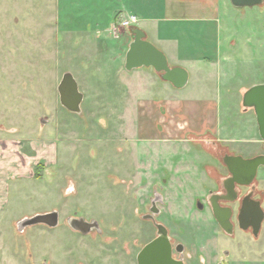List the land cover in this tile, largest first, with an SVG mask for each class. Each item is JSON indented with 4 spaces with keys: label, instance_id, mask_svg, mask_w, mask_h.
<instances>
[{
    "label": "rangeland",
    "instance_id": "374dc122",
    "mask_svg": "<svg viewBox=\"0 0 264 264\" xmlns=\"http://www.w3.org/2000/svg\"><path fill=\"white\" fill-rule=\"evenodd\" d=\"M163 5L0 0V264H138L157 235L143 218L156 194L162 199L156 220L174 247L186 246V264H264V223L259 241L238 228L229 238L208 210L195 207L220 191L229 175L225 155H264L255 113L242 105L247 90L264 84V3L237 8L219 0L215 23H180L194 31L183 44L204 46L217 59L183 91L219 96L221 130L152 141L143 110L150 97L135 89L158 91L161 74L139 79L125 69L134 29L122 21L131 14L141 21ZM206 29L207 38L200 37ZM67 72L84 94L81 114L60 103L58 85ZM254 183L264 210V168ZM52 211L59 212L57 228L19 230L23 219ZM73 217L97 221L101 232L72 230ZM261 241L263 254L254 248Z\"/></svg>",
    "mask_w": 264,
    "mask_h": 264
},
{
    "label": "water",
    "instance_id": "95a60500",
    "mask_svg": "<svg viewBox=\"0 0 264 264\" xmlns=\"http://www.w3.org/2000/svg\"><path fill=\"white\" fill-rule=\"evenodd\" d=\"M237 8L260 6L264 0H231ZM132 42L126 54L125 69L131 72L140 68H152L161 74V78L171 83L174 87L184 88L189 81L188 71L183 68H171L166 56L156 48L151 42L146 40L145 33L140 29L132 32ZM58 93L61 105L69 112L81 114L84 94L80 91L79 84L70 72L63 75L58 85ZM243 108L247 111L252 109L256 116L259 129V136L264 142V84L251 87L243 97ZM230 177L225 181L227 191L232 194L231 201L237 198L235 186H252L258 176L259 170L264 168V155L252 158H244L238 155H225L222 159ZM162 202L161 196L156 194L152 201L150 214L145 215V220H151L157 230L154 240L146 244L137 256L138 264H184L182 260L174 256V252L183 254L184 246L178 244L174 247L169 230L161 223H158L156 216L160 214L157 206ZM213 212L222 230L228 234H233V225L230 221L231 211L229 208H222L218 203L213 204ZM222 215L224 217H222ZM239 227L247 230L249 226L253 228V234L257 236L264 221V210L260 202L252 199V194L243 199L242 207L238 216ZM60 224L58 211L45 214H37L30 218H25L19 222V230L23 231L27 227L45 225L49 228H57ZM69 227L82 235H89L93 231L101 232L99 224L95 220L87 221L84 218L68 219Z\"/></svg>",
    "mask_w": 264,
    "mask_h": 264
},
{
    "label": "crops",
    "instance_id": "0c3cea01",
    "mask_svg": "<svg viewBox=\"0 0 264 264\" xmlns=\"http://www.w3.org/2000/svg\"><path fill=\"white\" fill-rule=\"evenodd\" d=\"M218 6L219 0H164L162 7H153L154 11H152L153 16L151 17L142 18L140 21L136 15L131 14L139 20L132 29L142 30L146 40L166 56L171 68H183L189 74L187 85L181 89L174 87L161 77L162 83L156 92L141 84L136 87L137 95L141 97L149 95L150 97L147 98L149 101L144 103L143 110L151 117L147 128L150 129L152 141H166L170 138L174 140L177 137H180L181 141L186 133L191 137H196L206 132L217 134L221 130L219 113L222 105L219 96L216 95L212 99L200 98L183 91L192 81L200 78L201 72L206 75L211 66L217 64V59L209 58L208 50L204 46L194 47L183 44L185 38L190 40L193 37L194 31L192 28L180 29V23L190 25L193 23H215L218 17ZM200 32V37L203 38V36H208L206 33L210 30H200ZM215 35L216 33L213 35V31H211L213 39ZM216 39L218 41V37ZM215 50L218 51V48L215 47ZM152 72L157 73L152 68L144 67L130 73L139 79H146ZM142 125L146 128L145 124ZM158 127L160 131H158ZM224 141L227 142V140Z\"/></svg>",
    "mask_w": 264,
    "mask_h": 264
},
{
    "label": "flooded vegetation",
    "instance_id": "af4514ba",
    "mask_svg": "<svg viewBox=\"0 0 264 264\" xmlns=\"http://www.w3.org/2000/svg\"><path fill=\"white\" fill-rule=\"evenodd\" d=\"M229 177H230V174L220 184L221 185L220 191H217V192L210 191L209 194L207 195V197H205V204H203L200 200H197L196 203H195V207L201 213H204L205 211L208 210L210 212V214H211V220L220 228L221 233L225 237L232 238L234 236V234H235V230L238 228L239 230H241L242 232L246 233L248 236H250L254 240L259 241L260 240V233L262 231V226H263L264 221L262 223V226L260 228L259 234L257 236H255L253 234V228L251 226H249L247 230H242L239 227V221H238V216H239L240 209L242 207L243 199L245 197H247L248 195L252 194V199L255 200V201L260 202V204L262 206V202H261L260 198H258V195H257V187H256L255 183H254L255 189H253L252 186L245 187V186L236 185L235 186V191L237 193V198L234 201H231V198L233 196H232V194H230L227 191V188H226V185H225V181ZM243 189H245L244 192H242ZM214 203H216V204L218 203L222 208H229L230 209L231 214H232L230 221H231V223L233 225V234L232 235L226 234L222 230V228L220 227L217 219L215 218L214 212H213V207L212 206H213ZM222 217H224V216L222 215ZM203 237L201 239H203ZM180 244H182V243H180ZM182 245L184 246V244H182ZM254 248H257V250L260 249V251H261L260 253L263 254V241L258 243L257 246H255ZM185 250H186V246H184L183 254H180V260H182L184 262V264H186L185 263V258H184L185 257ZM223 255L228 258L230 256L229 250L228 249H224L223 250ZM219 263H221V264H230V262L227 261L226 259L220 260ZM261 264H263V263H261Z\"/></svg>",
    "mask_w": 264,
    "mask_h": 264
},
{
    "label": "built area",
    "instance_id": "2783aa9c",
    "mask_svg": "<svg viewBox=\"0 0 264 264\" xmlns=\"http://www.w3.org/2000/svg\"><path fill=\"white\" fill-rule=\"evenodd\" d=\"M138 22V18L136 16L131 15L123 19L122 26L125 28H134L138 24Z\"/></svg>",
    "mask_w": 264,
    "mask_h": 264
}]
</instances>
